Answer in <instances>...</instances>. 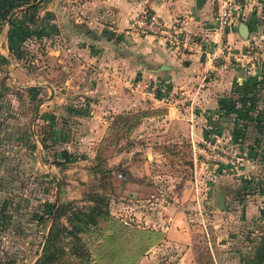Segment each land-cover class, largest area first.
I'll return each instance as SVG.
<instances>
[{"label":"rangeland","instance_id":"1","mask_svg":"<svg viewBox=\"0 0 264 264\" xmlns=\"http://www.w3.org/2000/svg\"><path fill=\"white\" fill-rule=\"evenodd\" d=\"M4 1L8 3L6 9L11 5H20L9 11L23 18L27 5L34 0ZM36 1L37 6L25 17V28L16 34L18 41L12 44V48L7 40V14L0 16V34L3 27L8 26L7 51L0 50V264H35L42 254L50 219L53 217V214H49L51 207L55 205L53 213L60 204L86 207L90 203L87 194L93 192L107 195L108 209L113 220L101 219L89 232L79 234L88 257L83 256L80 261L74 255L66 254L59 264H125L126 260L134 256V244L123 246L124 241L121 243L120 240H124V237L126 240L129 235L120 233L116 237L110 225L117 221L125 226L120 220L125 215H130L136 221L133 228L147 225L136 211L140 210L143 194L131 182L152 185L154 188L151 193L168 194V197L175 198L178 208L184 210L190 198L191 189L187 187V182L192 179V172L187 166L185 169L188 172L182 171L181 159L172 165L166 160L167 168L162 167L161 160L157 161L159 155L156 153L155 141L140 133L144 127L142 122L150 121L149 114L143 119H134L137 118L135 116L131 121L118 116L123 112H133L140 116L142 112L147 114L154 111L155 108L148 103L146 105L144 100H141V105H132L127 110L118 109L107 114L112 117L108 120L104 135L83 140V117L100 114L107 104H100L96 98L98 93L95 87L99 76L91 68L94 65L91 60L93 51H76L80 47L91 50V39L88 37L82 41L74 35L67 40L64 34L67 27L72 34L80 28L75 22L76 6L80 0H69L71 8L68 12L73 18H69L64 9L67 0ZM2 3L3 0L0 6ZM250 13L253 18L245 21L249 28L247 39L238 48L231 49L235 52L249 51V61L234 60V63H243L255 70L253 75L256 80L263 82L260 94L264 97V0H259ZM30 15L34 16V22L28 20ZM66 44L72 51H62ZM208 78L206 76L204 81ZM46 84H50L56 91V99L42 103L34 119L37 103L49 95ZM152 123L153 127H159V124ZM110 125L111 130H108ZM210 128L207 127L211 131L209 136L215 143V146L210 145V150L219 151L235 162L238 151L225 153L226 150L221 149L220 135L216 137L217 133H213ZM246 139L252 141L250 145H264V142L260 144L264 137L255 138L253 142L251 132ZM153 146L154 150L151 149ZM183 151L182 154L187 156V150ZM63 152L68 155L66 162ZM106 169L111 170L109 177ZM158 175H168L172 179L161 180ZM211 208L218 213L220 211L215 201ZM61 221L65 223V218ZM206 226L204 231L208 233ZM194 230L197 234L200 232L198 227ZM108 236L113 237L114 241L110 245H114L112 251L115 257L110 259L102 258L101 255L105 256L104 250L99 247ZM150 238L153 240L157 236L152 235ZM136 239L141 244L145 241L139 235ZM67 241L69 238L64 239V243ZM65 248L68 251L69 245ZM170 254L172 250L158 257Z\"/></svg>","mask_w":264,"mask_h":264},{"label":"crops","instance_id":"2","mask_svg":"<svg viewBox=\"0 0 264 264\" xmlns=\"http://www.w3.org/2000/svg\"><path fill=\"white\" fill-rule=\"evenodd\" d=\"M258 2H238L235 17L223 39L225 47L238 48L244 43L246 39L240 36L238 26L253 18L250 10ZM70 5L67 0L64 7L67 12ZM76 10L75 22L80 28L72 34L67 27L64 34L67 40L74 35L82 41L91 39V50L80 47L76 51H93L91 68L99 76L96 98L100 104H107L100 114L83 117V140L104 135L112 117L107 114L141 105L144 100L155 111L150 113L149 122H142L144 127L140 133L155 141L157 161L163 162L162 167L168 165L165 156L157 152L159 145L173 144L181 148L184 141L190 144L192 179L187 182L191 190L184 210L168 194L151 193L152 185L131 182L143 194L140 210L136 211L147 225L139 227L140 230L155 231L160 238L149 244L140 258L134 262L127 260L125 264H264V145H250L252 141L246 139L251 132L254 142L261 137V130L255 131L251 124L243 122L246 114L238 103L232 111H216L218 99L231 95L234 82H241L255 70L224 57V61L219 59L213 63L206 75L208 80H203L210 66L204 52L213 49L217 39L213 1L203 0L197 7L196 0H80ZM143 10L155 13L167 24L181 25L197 48L182 50L160 36L134 29L132 23ZM68 15L74 17L69 12ZM7 28L4 26L0 34L1 51H7ZM62 51L72 49L66 44ZM243 52L249 54V51ZM152 87L170 94L173 101L163 103L149 97L147 91ZM53 98L56 99L55 90ZM152 122L159 127H153ZM207 127L217 133L216 137L220 135L225 153L238 151L235 165L223 159L210 160V155L202 151L205 140L215 146ZM235 135L240 138L235 139ZM193 145L197 147L194 152ZM193 153H196V163ZM164 176L158 175V179H172ZM217 191L222 194L225 207L219 213L211 208ZM204 225H207L208 237ZM196 227L200 229L198 234ZM169 250H172L170 256L158 257Z\"/></svg>","mask_w":264,"mask_h":264},{"label":"trees","instance_id":"3","mask_svg":"<svg viewBox=\"0 0 264 264\" xmlns=\"http://www.w3.org/2000/svg\"><path fill=\"white\" fill-rule=\"evenodd\" d=\"M36 3L37 1L34 0L32 3L28 4L27 8L25 9L26 13L22 15L24 17L19 18L17 14H14L13 12L10 13L9 9L19 7L20 5H11L8 9H6V5L8 3H5V1L3 0V3L0 6V16L2 17L7 14V20L9 24L7 40L10 47L12 46V44H15L18 41V37L16 34H18V32H22V30L25 28V17H27L28 12L31 11V9H34L37 6ZM34 19L35 18L33 15H30L28 17V20L30 22H34ZM241 64L243 65V63ZM255 77V75H250L245 77L241 82H234L230 93L231 95L228 97H220L218 99V107L216 111H232L236 109L238 103L242 108L243 114H246L245 118L247 119H243V122L246 124H251L255 131L260 132L261 130V137H264V97H261L262 95L260 94V89L262 87L263 82L257 81ZM156 95H161V91H158L157 88ZM148 114L150 115V113L146 114L142 112V114L138 116V114L136 115L133 112H123L118 116L121 119H124L125 121H131L133 120L132 118H134L135 116L137 118L134 119H138L139 117L140 119H143V117ZM108 130H111V125ZM234 137L235 139L240 138L239 135H235ZM261 137L258 136V138ZM41 140L43 141L44 139ZM184 149L187 150V156L185 154H182V152H184ZM158 151H160L165 156L166 160L170 162L171 165L175 163L177 164L179 162L177 160L181 159V164L183 165L182 171H185L187 173L188 170L185 169V167L187 166L190 168V172H192L190 144H188V142L184 141L181 148H177L176 145L173 144L163 146L159 145ZM62 154L64 162L68 161L67 153L63 152ZM169 156L171 157L168 158ZM56 164L61 165V163L57 162ZM109 170L110 169H106L108 177L111 171ZM108 177H106L107 181H109ZM109 186L111 187L110 183ZM87 200L90 203L86 205V207L82 208L68 207L60 204L55 213H53L52 211L55 209V205L51 207L49 214H53V217L51 220L50 228L45 239V243L43 245L42 254L40 255L39 259L36 261L35 264H59L62 261L63 256L66 254H72L74 255V257L79 258L80 261L83 259V256L84 258L88 257V253L86 251V248L84 247V242L82 241V238L79 234L89 232L92 227L97 226L99 220H113V217L111 216V213L108 209V198L106 194L99 192L89 193L87 194ZM63 217L65 218V223L61 221ZM110 228L114 230V234L116 237H118L120 233H127L129 235L126 240L124 237V240L122 239L120 241L121 243L124 241L122 243L123 246H127L128 244H134V256H131V260L133 262L137 259L139 255L141 256L146 250H148L149 244L153 243L154 241L160 238V234L155 231H143L137 227L127 228L121 223H117V221H115V223H112V225H110ZM132 235H135L136 237ZM138 235L141 237L142 240H145L143 241V244H141L139 240L136 239ZM152 235H156L157 238L151 240L150 237ZM67 238H69V241L64 243V239ZM112 240L113 237L108 236L105 238L104 243H101L99 245V247L104 250L103 253L105 256L101 255L102 258L108 257L110 259L115 257V253L114 251H112L114 245H110L114 242ZM120 241L115 244L120 243ZM137 242H139L138 245L135 244ZM66 245H69L68 251H66Z\"/></svg>","mask_w":264,"mask_h":264},{"label":"built area","instance_id":"4","mask_svg":"<svg viewBox=\"0 0 264 264\" xmlns=\"http://www.w3.org/2000/svg\"><path fill=\"white\" fill-rule=\"evenodd\" d=\"M215 6V17H216V28L215 33L217 34V39L215 41V46L213 49H208L204 52L205 61L209 63L210 66L207 67L206 73L203 76L205 79L207 73H210L213 63L219 59L229 58L236 61H249L251 56L243 51H232L231 48L225 47L223 39L226 37L227 30L230 28L232 21L235 17L236 9L238 7V2L240 0H212ZM132 27L138 30L143 34H150L162 37L168 44L179 47L182 50L192 51L197 48L196 42L188 35V33L183 29L181 25L176 23L167 24L162 19H160L155 13L143 10L142 14L137 18L133 23ZM147 95L151 98H154L163 103H170L173 101V98L168 93H162L160 96L156 95V88L152 87L147 91ZM205 152L210 155L213 161H222L228 162L229 164H234V161L225 157L219 151L209 150L208 145L209 141H203ZM197 148L192 146L193 152ZM194 158L193 162L196 163L197 157L196 153H193ZM225 157V158H224ZM118 177H121V174H118ZM132 214V213H129ZM123 224L129 228L135 227V220L130 217V215H125L120 219ZM205 228V225H204ZM206 236L207 232L205 231Z\"/></svg>","mask_w":264,"mask_h":264},{"label":"water","instance_id":"5","mask_svg":"<svg viewBox=\"0 0 264 264\" xmlns=\"http://www.w3.org/2000/svg\"><path fill=\"white\" fill-rule=\"evenodd\" d=\"M202 1L203 0H196V6L197 7H200ZM238 32H239L240 36L243 39H247V36L249 34V28H248V26L244 22H241L239 24V26H238ZM46 87L49 89V95H48L47 98L42 99V100H40L37 103V105L35 107V110H34V119L36 118V116L38 114V110H39L40 105L42 103L48 101V100H51L53 98V96H54V89H53V87L50 84H46ZM216 203H217L219 209H221V210H224L225 209V207H224V198H223L222 194L219 191H217V193H216ZM51 220H52V217L50 219V224H51ZM49 228H50V225H49ZM49 228H48V231H49ZM42 249H43V247H42Z\"/></svg>","mask_w":264,"mask_h":264}]
</instances>
